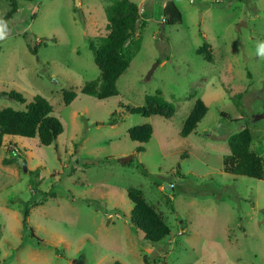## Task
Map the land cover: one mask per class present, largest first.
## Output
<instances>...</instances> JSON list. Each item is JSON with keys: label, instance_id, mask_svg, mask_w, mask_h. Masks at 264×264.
Returning <instances> with one entry per match:
<instances>
[{"label": "rangeland", "instance_id": "1", "mask_svg": "<svg viewBox=\"0 0 264 264\" xmlns=\"http://www.w3.org/2000/svg\"><path fill=\"white\" fill-rule=\"evenodd\" d=\"M16 1L0 39V92L44 97L63 130L49 145L2 137L0 264H264V178L223 169L227 139L243 127L264 163V0H172L182 21L161 35L165 0H132L139 48L127 41L131 61L106 99L81 88L99 77L88 41L108 32L112 0ZM9 9L0 0V20ZM203 44L210 62L196 52ZM156 92L171 117L129 112ZM196 98L207 112L182 136ZM24 106L0 94V108ZM143 124L149 141L131 140L127 130ZM129 187L163 214L169 236L151 243L131 224Z\"/></svg>", "mask_w": 264, "mask_h": 264}, {"label": "trees", "instance_id": "2", "mask_svg": "<svg viewBox=\"0 0 264 264\" xmlns=\"http://www.w3.org/2000/svg\"><path fill=\"white\" fill-rule=\"evenodd\" d=\"M10 9L0 20L5 25L7 20L17 9V1L9 0ZM162 23L173 25L182 21V13L172 0H165L161 8ZM107 33L100 36L96 41L89 40L88 46L92 52L93 61L99 69V77L86 82L81 92L92 95L98 99H106L118 93L116 81L128 67L132 51H125L130 41L132 47L139 48V38L134 40L133 36L139 32L142 23L138 5L132 0H112L105 8ZM207 45L203 44L196 52L203 55L207 61H211ZM32 52L36 51L35 46L29 45ZM16 102L25 104L23 110L12 107L0 108V147L4 135H19L27 138L37 137L42 145L53 143L62 132L63 127L60 120L52 114L51 104L42 96L35 95L30 102L15 90L2 91ZM76 92L69 90L63 94V102L68 105L75 98ZM130 113L149 116L152 114L169 118L174 113L173 105L166 101L159 92L145 96V105L129 108ZM207 112V106L200 99L196 98L193 107L184 119L180 134L186 136L194 128ZM228 117L227 114L222 113ZM114 124V121L111 123ZM131 140L147 142L152 135V127L149 124L135 125L127 130ZM252 135L248 127L231 134L228 139L230 153L224 157V171L244 175L256 179L264 178V163L262 158L250 148ZM140 149V148H139ZM7 161V160H6ZM129 200L132 202V209L129 220L135 228L143 233V238L151 243L161 241L170 235V229L165 222L161 212L146 200L143 192L135 187L126 190ZM28 209L24 207L21 211L22 228H27ZM30 235L34 241L37 236L29 227ZM145 260V256H144ZM9 260L3 261L7 264Z\"/></svg>", "mask_w": 264, "mask_h": 264}, {"label": "water", "instance_id": "3", "mask_svg": "<svg viewBox=\"0 0 264 264\" xmlns=\"http://www.w3.org/2000/svg\"><path fill=\"white\" fill-rule=\"evenodd\" d=\"M159 29H160V35H161L163 33V29H164V24L162 22L159 24ZM152 70H153V68L150 70V72ZM150 72L148 73V75L150 74ZM133 157H134V155L130 154V155L118 158L117 161L123 164V163L130 161ZM23 169H25V167Z\"/></svg>", "mask_w": 264, "mask_h": 264}, {"label": "clouds", "instance_id": "4", "mask_svg": "<svg viewBox=\"0 0 264 264\" xmlns=\"http://www.w3.org/2000/svg\"><path fill=\"white\" fill-rule=\"evenodd\" d=\"M5 35H6V32L4 30V25L0 24V39H3ZM258 51H260L261 53H264V42L259 43Z\"/></svg>", "mask_w": 264, "mask_h": 264}, {"label": "crops", "instance_id": "5", "mask_svg": "<svg viewBox=\"0 0 264 264\" xmlns=\"http://www.w3.org/2000/svg\"><path fill=\"white\" fill-rule=\"evenodd\" d=\"M133 2H134V1H133ZM135 3H136V2H135ZM136 4H137V3H136ZM137 5H138V4H137ZM160 23H161V22H160ZM160 23H159V24H160Z\"/></svg>", "mask_w": 264, "mask_h": 264}, {"label": "built area", "instance_id": "6", "mask_svg": "<svg viewBox=\"0 0 264 264\" xmlns=\"http://www.w3.org/2000/svg\"><path fill=\"white\" fill-rule=\"evenodd\" d=\"M191 1V0H190Z\"/></svg>", "mask_w": 264, "mask_h": 264}]
</instances>
